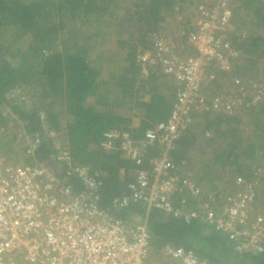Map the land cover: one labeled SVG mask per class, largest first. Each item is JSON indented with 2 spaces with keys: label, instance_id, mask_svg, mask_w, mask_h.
Listing matches in <instances>:
<instances>
[{
  "label": "built area",
  "instance_id": "1",
  "mask_svg": "<svg viewBox=\"0 0 264 264\" xmlns=\"http://www.w3.org/2000/svg\"><path fill=\"white\" fill-rule=\"evenodd\" d=\"M175 1L178 6L179 0ZM232 1L188 0L182 13L174 8V31L152 32L149 46L136 52L140 76L147 79L154 69L162 73L175 84V97L168 117L141 134L130 126L102 132L98 147L104 154L119 153L132 164L145 160L148 165L132 171L133 181L111 200L112 206H99L102 171L73 162L66 142L53 143L57 152L51 156L55 168L63 172L61 178L49 168L15 165L0 157V264H145L151 249L147 217L127 221L118 210L133 202L142 203L146 211L171 210L173 196L183 193L201 199L202 183L187 160L172 159L178 140L197 113L232 114L256 105L264 93V86L253 79L225 92L206 93L216 79L212 69L228 72L239 56L228 40L233 30ZM15 93L12 89L9 96ZM0 110L6 114L5 107ZM8 117L0 133L7 127L9 134H18L17 118ZM58 133L44 128V136L52 142ZM20 136L27 154L41 143L39 132ZM253 174L250 180L237 177L232 192L210 191L199 210L185 217L198 216L214 230L225 232L239 252L262 251L264 215H252L259 170ZM217 201L221 205L216 214ZM161 251L175 264H217L181 247L167 245Z\"/></svg>",
  "mask_w": 264,
  "mask_h": 264
},
{
  "label": "trees",
  "instance_id": "2",
  "mask_svg": "<svg viewBox=\"0 0 264 264\" xmlns=\"http://www.w3.org/2000/svg\"><path fill=\"white\" fill-rule=\"evenodd\" d=\"M187 1L179 0L178 6L175 0L134 2L136 9L133 14L136 16L132 14L129 19L136 17L140 26L143 21L141 26L143 31L139 32L140 49L149 46L151 43L149 34L161 26L165 18L164 13L166 15L172 13L175 7L182 13ZM238 1L233 0L231 4L233 30L229 33L228 40L231 47L239 52V57L231 61L230 76L234 77L233 80L244 78V83L249 79L248 76L254 77L253 68L256 69L258 61L264 59V0H240L237 4ZM95 2L96 0H0V33L8 27L12 35L11 42L7 44V50H10L8 54L11 58L17 57L21 61L20 65L14 68L0 54V108L7 105L10 107V112L15 114L17 119L14 121L18 123L14 129H17L18 134H13L14 137L10 141L15 143L17 139L21 142L18 147H14L11 142L7 143L5 150H2L0 144V157H4L5 152H9L13 164L43 166L61 178L63 172L57 170L55 168L57 165L51 160V156L57 152L56 148L52 140L44 136V128L55 130L62 128L65 132L63 142L69 147L73 162L89 165L92 170L102 171L99 206L109 208L112 206L111 200L125 193L126 184L133 181L132 171L136 168H146L148 165L145 160L139 165L132 164L119 153L104 154L98 147L102 132L111 127H126L128 119L125 115L131 109L135 110L134 116L137 114L142 118L134 129L137 134L165 120L171 111L175 91L171 92L170 97L165 96L162 91L170 92L169 89H175V84L162 73L155 72V69L151 70L154 72L149 74L147 80H139L135 45L130 46L125 55L126 66L123 75L115 78L113 73H108L106 80L102 81L99 78L101 69L89 59L90 49L86 44L87 41L80 44L76 40L71 41L73 30L68 31L69 29L65 28L80 12L84 15L102 12L104 5ZM241 9L246 12L242 16L239 12ZM250 10L253 17L246 22V15L248 16ZM55 14H58L57 20H53ZM252 21L258 31L257 34L251 33L250 28H244V23L251 24ZM144 31L147 32L145 37ZM66 40L68 45L65 44ZM118 43L123 45V41ZM10 46L14 49H10ZM70 47L72 50L69 49ZM1 50L0 46V53ZM241 61L243 64H240ZM212 70L215 71L216 79L212 87H206V91H211L210 93L218 91L223 85L225 92L227 87L222 79L230 73L217 68ZM156 76H161L167 81V89L160 87L161 83L156 82ZM114 78L117 83L112 80ZM254 80L257 82L256 79ZM111 81L115 83L111 85ZM27 82L32 87L38 88L39 100H37L38 104H34L30 109H23L8 99L10 97L8 95L13 87ZM261 84L264 86V82ZM89 96L97 98L95 104L94 102L84 104ZM144 97L146 99H143ZM122 102L127 104L123 106ZM53 107L61 108L57 111ZM117 108L124 112L119 113ZM2 111L0 110V127L6 124L9 118ZM241 112L247 114L246 122ZM41 114H43L42 118ZM201 117L199 116V121L195 124L211 130L212 136L207 138V143L212 142L213 138H220L225 142L218 148L210 146V155L204 167L202 166L204 176H197L196 170L195 174L193 173L194 168L189 160V151L196 143L194 136L190 137L189 132L195 124L180 137L177 148L171 153L175 162L185 158L190 171L198 177V182L203 179L204 184L208 186L206 188L201 184L203 190L201 199L186 193H183V196L176 194L171 200V210L151 207L146 211L142 203L133 202L117 213L127 221L138 220L142 216L147 217L151 249L145 264H175L162 255L161 250L167 245L192 250L200 257L217 264H264V248L258 252L248 250L239 252L225 232L214 230L198 216L185 217V214L191 210L197 212L201 200L205 199L210 191L216 190L213 182L221 178L223 172L228 173L230 175L228 179L234 183L237 177L244 180L252 179L253 171L258 170L257 163L260 162L264 150V93L256 105L242 108L238 112L218 113L216 116L207 112L201 114ZM61 119L62 121L65 119V126ZM8 132L6 127L0 136ZM34 132L40 133L41 143L32 154H27L20 134ZM4 158L9 159L7 155ZM251 160L253 169L250 167ZM120 168L124 169V173H119ZM254 201L255 196L253 206ZM219 205L221 202L217 201L216 214L220 212ZM176 210H179V213L175 214Z\"/></svg>",
  "mask_w": 264,
  "mask_h": 264
},
{
  "label": "rangeland",
  "instance_id": "3",
  "mask_svg": "<svg viewBox=\"0 0 264 264\" xmlns=\"http://www.w3.org/2000/svg\"><path fill=\"white\" fill-rule=\"evenodd\" d=\"M55 1V0H53ZM87 1V0H86ZM135 1H140V0H99V2L96 0L95 3H100L101 6L104 5V10L102 12H96L93 15L88 14L84 15L82 12H80L76 17H74L73 20V25H75L79 31L78 32V37L77 41L79 44L84 41H88V46L90 48V55L96 56L99 54L98 57V64L100 68H102L103 73H105V76L108 73H113L114 77L116 78L117 76L123 75L124 71V66H126V59L125 55L129 49L130 46L135 45L136 46V51L141 48V45L139 43V36H140V31L141 26L139 23L136 21L135 18L129 19V16L134 13L136 7H135ZM143 2H147V0H143ZM237 4L240 3V0L236 2ZM241 13L240 15L242 16L243 13H246L243 11V9L239 10ZM165 18L161 23V26L158 28V30H155V32H162V33H171L175 29L174 25V14L173 12L170 14H165ZM133 16H136L133 14ZM240 16V17H241ZM253 15L250 13L248 16L246 15V22L251 19ZM58 14H55L53 20H57ZM71 19V18H70ZM52 20V21H53ZM139 27H137V24ZM244 28H250V32L257 34L258 31L255 29V24L252 21L251 24H243ZM253 29V31H252ZM8 27H6L5 30H3L2 33H0V46H1V51L2 53L1 56L2 58L4 57L3 55H7L10 50H7V44L11 42V37L12 35L9 33ZM146 32V31H144ZM261 32V30H260ZM144 37L146 36V33H143ZM151 34V33H150ZM149 34V35H150ZM263 36V35H262ZM145 39V38H144ZM123 41V45H120L118 42ZM66 45H68V42L66 40ZM87 44V43H86ZM71 45V44H70ZM16 45H14L15 47ZM63 47V45H62ZM10 49H14L11 48ZM72 50V48H69ZM6 52V54L4 53ZM245 62V61H244ZM21 61L19 58H15L10 62V65L14 68H16L18 65H20ZM240 64H243L241 61ZM96 65V63H95ZM254 72L253 75L254 77H249V79H256L259 82H264V59H260L258 63L256 64V69L253 68ZM213 71V70H212ZM230 74L226 76L222 81L226 85L227 88H238L239 86L243 85V79H238L239 82H235L234 77H231L232 73V68L228 71ZM215 73V71L213 72ZM233 76H236L235 74H232ZM115 80L117 83L116 79ZM32 79V78H31ZM228 79V80H226ZM111 80V79H110ZM115 81H111V85L115 83ZM233 84V85H232ZM162 85V84H161ZM160 87H163V85ZM226 88V90H227ZM13 89L16 91L14 94L15 96H10L8 99H11L13 102H15L19 107L23 109H30L31 106L34 104L37 105L39 98H38V88L32 87L29 82L26 84H19L16 87H13ZM225 86H221V91H224ZM20 94V95H19ZM113 97V95H110ZM147 96V95H146ZM19 97V98H18ZM22 97V98H20ZM117 97V96H115ZM97 98L95 96H89L88 98L85 99L84 104H89V103H96ZM117 100V99H116ZM123 103V102H122ZM127 103L124 102L123 106H125ZM117 106V105H116ZM6 114L7 115H12L9 111L8 108L5 107ZM15 114H13L14 116ZM246 113L242 116L245 117V122L247 121ZM135 117V116H134ZM201 117V116H200ZM202 118V117H201ZM199 121V119H196ZM198 123V122H195ZM194 123V124H195ZM46 126V125H45ZM48 126V125H47ZM200 124H195L193 126V129L190 130V133L193 135L197 136L196 137V144L192 146V148L189 151V160L192 163V167L194 168L193 173L195 174V170L197 171V175H200V177H203V172H202V166L204 167L206 159H208L210 155L211 148L210 146H213L212 148H218L224 145V141H222L220 138H213L212 142L207 143L208 137L212 136V133H203L202 127H200ZM136 127V126H132ZM59 133L57 134L58 136L54 139V144L58 145L59 143L63 142L65 140V132L64 130L60 129L57 130ZM188 131V130H187ZM186 131V132H187ZM15 133V132H14ZM202 133V134H201ZM14 137L13 134L7 133L6 135H1L0 136V144L2 147V150H5V144L10 143L12 140L11 138ZM14 141V140H13ZM12 143V142H11ZM19 144L21 145V142H18L17 139H15V143H12L14 147H18ZM54 145V146H55ZM4 148V149H3ZM6 155L9 157V159L5 158L9 163L13 162L12 155L9 152H5ZM4 155V157L6 156ZM250 167L253 169L254 165L251 160ZM216 171V170H214ZM217 172V171H216ZM222 172V171H221ZM208 173V172H207ZM226 173V172H225ZM223 172L222 177L218 178L213 182L214 187H216L217 190L222 191V192H232L235 189V184L232 183L228 178L230 175L227 173L225 174ZM259 179V178H258ZM203 180V179H202ZM225 181V182H223ZM206 188L208 186L204 184ZM253 207V216H256L257 214H262L264 215V210L263 209H256V205H252ZM263 207V206H262Z\"/></svg>",
  "mask_w": 264,
  "mask_h": 264
},
{
  "label": "crops",
  "instance_id": "4",
  "mask_svg": "<svg viewBox=\"0 0 264 264\" xmlns=\"http://www.w3.org/2000/svg\"><path fill=\"white\" fill-rule=\"evenodd\" d=\"M73 21L72 22H69L68 24H67V26L65 27L66 29H69L68 31H70L71 29L73 30V31H71V34L73 35V37L71 38V41H77V37H78V32L77 31H79L78 29H76L77 27L75 26V25H73ZM71 27V28H70ZM78 34V35H77ZM58 36H60V35H58ZM72 45V44H71ZM87 45H88V41H87ZM66 47V46H65ZM67 48V47H66ZM90 49V48H89ZM90 51L91 50H89V59L91 60V61H93V62H95L96 63V65L98 64V61H100V60H98V55L99 54H97L96 56H93V55H90ZM190 52H192V51H190ZM5 54H6V52H4ZM4 57H3V59L4 60H6V61H8V62H12V60H13V58H11L10 56H9V54H7V55H3ZM15 59V58H14ZM101 70H100V75H99V78L102 80V81H104V80H106L107 79V77H108V74L105 76V73H103V70H102V68H100ZM138 78H139V80L141 79V80H147V79H143L141 76H140V74H138ZM155 79H156V82H159V83H161L162 85H163V87L164 88H166L167 89V86H168V83H167V81L166 80H164L161 76H156L155 77ZM16 87V86H15ZM174 88H176V87H174ZM165 89V90H166ZM170 90V92L168 91V90H166V91H162L163 92V94L165 95V96H167V95H169V97L171 96L170 94H171V92H173V91H175V89H169ZM9 96V95H8ZM175 97V96H174ZM88 98V97H87ZM143 99H146V97H144ZM174 100V99H173ZM173 102V101H172ZM5 107L6 108H10L9 106H7V105H5ZM171 107H172V104H171ZM54 108V107H53ZM61 107H57V108H54V110H57L58 111V109H60ZM122 109V108H121ZM10 111V110H9ZM117 111L120 113V111H122V112H124L123 110H119V108H117ZM128 111V110H127ZM41 112V111H40ZM134 112H135V110L133 109H131L130 111H128V113L125 115V116H127V121H126V126H130V127H132V126H138L139 125V123L142 121V118H141V116L140 115H135V117H134ZM124 114V113H123ZM241 114H243V112H241ZM13 115V114H12ZM12 115H10V116H12ZM212 115H218V113L217 114H212ZM7 116H9V115H7ZM15 116V115H14ZM16 117V116H15ZM65 118H66V116H64ZM61 121H62V119H61ZM63 122V125L65 126V124H66V122H65V119L62 121ZM65 122V123H64ZM200 127H202V126H200ZM132 128H134L135 129V127H132ZM53 129V128H52ZM60 129H62V128H60ZM203 133H205V132H207V133H210L211 134V130H208V129H205V128H203L202 127V130H201ZM202 134V133H201ZM189 135H190V137H193L194 136V139L196 140V137L197 136H195V135H192V134H190V132H189ZM197 141V140H196ZM195 141V142H196ZM196 144V143H195ZM258 164V166H259V168H258V170H259V180H258V183H257V186H256V193H255V201H254V205H256L257 207H256V209H260L262 206H263V210H264V150L262 151V154H261V157H260V162H258L257 163ZM197 175V174H196ZM197 176H199V175H197ZM196 178H198V177H196ZM199 180V179H198ZM200 183H202L203 185H204V180H202Z\"/></svg>",
  "mask_w": 264,
  "mask_h": 264
},
{
  "label": "clouds",
  "instance_id": "5",
  "mask_svg": "<svg viewBox=\"0 0 264 264\" xmlns=\"http://www.w3.org/2000/svg\"><path fill=\"white\" fill-rule=\"evenodd\" d=\"M239 57V56H238ZM254 80V79H253ZM257 82H259V81H257ZM259 83H261V82H259ZM209 95H211L212 93H210V92H207ZM204 113H207V112H204ZM204 113H197L196 115H195V117H194V121H193V124L190 126V127H192L193 125H194V123L197 121L196 119H198L199 118V116H201V114H204ZM210 114V113H209Z\"/></svg>",
  "mask_w": 264,
  "mask_h": 264
}]
</instances>
